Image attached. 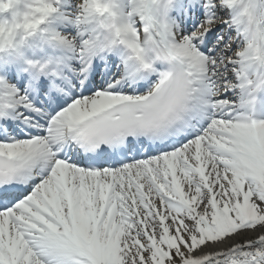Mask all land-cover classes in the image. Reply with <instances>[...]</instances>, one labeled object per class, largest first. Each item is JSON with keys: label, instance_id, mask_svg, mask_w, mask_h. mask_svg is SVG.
I'll return each mask as SVG.
<instances>
[{"label": "snow or ice", "instance_id": "snow-or-ice-1", "mask_svg": "<svg viewBox=\"0 0 264 264\" xmlns=\"http://www.w3.org/2000/svg\"><path fill=\"white\" fill-rule=\"evenodd\" d=\"M124 4L0 24V264H264V0Z\"/></svg>", "mask_w": 264, "mask_h": 264}]
</instances>
